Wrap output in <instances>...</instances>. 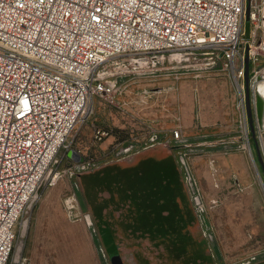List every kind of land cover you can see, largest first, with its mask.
Returning a JSON list of instances; mask_svg holds the SVG:
<instances>
[{
  "label": "built area",
  "instance_id": "obj_1",
  "mask_svg": "<svg viewBox=\"0 0 264 264\" xmlns=\"http://www.w3.org/2000/svg\"><path fill=\"white\" fill-rule=\"evenodd\" d=\"M249 7L247 34V0H0V264H8L18 221L56 155L96 97L118 103L121 78L149 65L159 71L166 59L179 69L222 58L243 91L249 127L246 58L255 91L264 72L257 63L264 61V0ZM253 95L255 129L263 131Z\"/></svg>",
  "mask_w": 264,
  "mask_h": 264
},
{
  "label": "rangeland",
  "instance_id": "obj_2",
  "mask_svg": "<svg viewBox=\"0 0 264 264\" xmlns=\"http://www.w3.org/2000/svg\"><path fill=\"white\" fill-rule=\"evenodd\" d=\"M245 29L249 34V21ZM160 66L121 78L118 103L96 97L90 104L18 221L8 264H112L82 184L86 172L74 167L80 158L99 167L159 144L176 149L183 188L192 193V233L212 261L256 257L264 264V175L240 85L222 58L206 67L172 69L177 64L168 59ZM255 137L264 160V130L256 129ZM115 246L119 253L126 247ZM152 248V258L139 264H178L161 259L163 246Z\"/></svg>",
  "mask_w": 264,
  "mask_h": 264
},
{
  "label": "crops",
  "instance_id": "obj_3",
  "mask_svg": "<svg viewBox=\"0 0 264 264\" xmlns=\"http://www.w3.org/2000/svg\"><path fill=\"white\" fill-rule=\"evenodd\" d=\"M174 151L159 144L84 174L82 184L103 242L108 251L126 245L120 252L124 264L151 259L154 246H163L161 259L170 263L215 264L192 233L195 210Z\"/></svg>",
  "mask_w": 264,
  "mask_h": 264
},
{
  "label": "water",
  "instance_id": "obj_4",
  "mask_svg": "<svg viewBox=\"0 0 264 264\" xmlns=\"http://www.w3.org/2000/svg\"><path fill=\"white\" fill-rule=\"evenodd\" d=\"M249 14H250L249 0H247V8H246V15H245L247 22L248 21L250 22ZM246 62H247V73H246V80H245V84H246L245 102H246L247 119H248V123H249V129L251 131L252 139L254 142V146L256 149L257 158H258V161L260 163V166H261V169H262V172L264 175V160L262 158V155H261V152H260V149L258 146V142H257L256 137H255V131H256L255 124H254L255 123V116H254V111H253V107H252L251 93H250V88H249V74H248L249 58H248V56L246 58ZM262 101H263V99L261 97L257 96V114H258V119L260 120V122H262L261 118H262L263 111H264ZM78 161L82 162L84 160H83V158H80ZM109 255L111 257L112 264H124V261L122 260L121 255H120L119 251L117 250V248L114 250H110Z\"/></svg>",
  "mask_w": 264,
  "mask_h": 264
},
{
  "label": "bare ground",
  "instance_id": "obj_5",
  "mask_svg": "<svg viewBox=\"0 0 264 264\" xmlns=\"http://www.w3.org/2000/svg\"><path fill=\"white\" fill-rule=\"evenodd\" d=\"M261 78H264V73L261 75ZM257 96H259L263 99L262 103H263V109H264V81L260 82V84L258 86ZM261 120H262L261 127H263V130H264V111H263V115H262Z\"/></svg>",
  "mask_w": 264,
  "mask_h": 264
}]
</instances>
